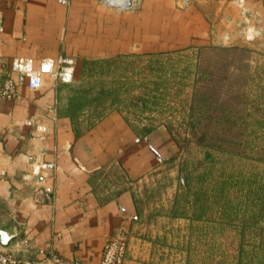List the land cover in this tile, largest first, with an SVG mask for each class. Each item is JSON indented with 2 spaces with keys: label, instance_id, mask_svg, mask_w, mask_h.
<instances>
[{
  "label": "crops",
  "instance_id": "crops-1",
  "mask_svg": "<svg viewBox=\"0 0 264 264\" xmlns=\"http://www.w3.org/2000/svg\"><path fill=\"white\" fill-rule=\"evenodd\" d=\"M260 34L264 0H140L134 9L100 0H0V84L17 79L10 72L16 57L74 60L72 82L45 76L40 87L18 84V98L0 100V227L16 234L19 252L37 261L55 250L66 264H98L109 239L126 232V264H135L142 213L134 182L157 164L156 141L124 110L70 112L86 62ZM48 162L57 168L40 166Z\"/></svg>",
  "mask_w": 264,
  "mask_h": 264
},
{
  "label": "rangeland",
  "instance_id": "rangeland-1",
  "mask_svg": "<svg viewBox=\"0 0 264 264\" xmlns=\"http://www.w3.org/2000/svg\"><path fill=\"white\" fill-rule=\"evenodd\" d=\"M94 113L156 141L136 180L135 264H264V36L110 58L84 72Z\"/></svg>",
  "mask_w": 264,
  "mask_h": 264
},
{
  "label": "built area",
  "instance_id": "built-area-1",
  "mask_svg": "<svg viewBox=\"0 0 264 264\" xmlns=\"http://www.w3.org/2000/svg\"><path fill=\"white\" fill-rule=\"evenodd\" d=\"M140 0H100V3L118 9H134ZM68 3L69 0H61ZM10 72L17 74V79L6 77L0 84V100L18 98V84H27L30 88H38L43 84L44 77L50 76L55 80L72 82L74 79V60L67 55H60L57 59L45 58L36 63L32 58L16 57L10 64ZM45 126H39L43 133ZM42 168H57L53 162L43 163ZM129 236L126 232L113 235L107 242L101 260L98 264H126L129 249ZM27 244H24V247ZM66 264L67 261L55 250H51L44 258L33 261L22 255L19 250L0 252V264ZM74 264H86L75 261Z\"/></svg>",
  "mask_w": 264,
  "mask_h": 264
},
{
  "label": "trees",
  "instance_id": "trees-1",
  "mask_svg": "<svg viewBox=\"0 0 264 264\" xmlns=\"http://www.w3.org/2000/svg\"><path fill=\"white\" fill-rule=\"evenodd\" d=\"M106 60H97V61H93L91 63H87L84 66L85 71H87L89 68L92 69L93 64H97V63H102ZM90 90L89 89H78L76 91V93L72 96L71 100H70V112L76 113L79 110H82L89 102H90Z\"/></svg>",
  "mask_w": 264,
  "mask_h": 264
},
{
  "label": "water",
  "instance_id": "water-1",
  "mask_svg": "<svg viewBox=\"0 0 264 264\" xmlns=\"http://www.w3.org/2000/svg\"><path fill=\"white\" fill-rule=\"evenodd\" d=\"M15 236L16 234L0 227V252L18 250L19 246L12 243Z\"/></svg>",
  "mask_w": 264,
  "mask_h": 264
}]
</instances>
